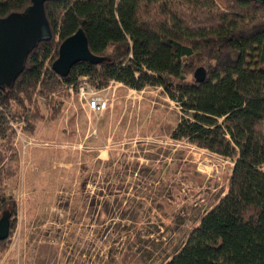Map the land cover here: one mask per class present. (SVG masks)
I'll list each match as a JSON object with an SVG mask.
<instances>
[{
	"label": "trees",
	"instance_id": "trees-1",
	"mask_svg": "<svg viewBox=\"0 0 264 264\" xmlns=\"http://www.w3.org/2000/svg\"><path fill=\"white\" fill-rule=\"evenodd\" d=\"M31 0H0V19L23 14ZM52 40L39 44L11 87H0V140L13 161L11 121L29 132L55 117L63 93L86 78L95 88L121 83L161 88L184 116L171 134L233 161L227 194L166 264H264V4L244 0H61L45 4ZM83 30L99 65L76 64L67 78L52 69L62 43ZM206 71L198 82L195 73ZM37 97L35 100L34 97ZM59 96V98H55ZM35 108V109H34ZM2 153V152H0ZM0 154V218L17 202L3 195L13 175ZM4 244L1 242L0 245Z\"/></svg>",
	"mask_w": 264,
	"mask_h": 264
},
{
	"label": "rangeland",
	"instance_id": "rangeland-1",
	"mask_svg": "<svg viewBox=\"0 0 264 264\" xmlns=\"http://www.w3.org/2000/svg\"><path fill=\"white\" fill-rule=\"evenodd\" d=\"M107 88L105 112L63 93L55 117L37 100L34 132L10 122L18 210L0 264H166L227 194L233 161L171 138L184 114L161 88Z\"/></svg>",
	"mask_w": 264,
	"mask_h": 264
},
{
	"label": "water",
	"instance_id": "water-1",
	"mask_svg": "<svg viewBox=\"0 0 264 264\" xmlns=\"http://www.w3.org/2000/svg\"><path fill=\"white\" fill-rule=\"evenodd\" d=\"M61 0H31L32 5L23 14H13L0 19V87H11L25 69L30 53L41 43L50 42L52 33L46 16L45 4ZM264 4V0H244ZM104 58L93 55L83 30L65 40L59 49V57L53 63V71L67 78L78 63L99 65ZM198 82L206 79V71L195 73ZM11 214L3 213L0 218V243L10 237Z\"/></svg>",
	"mask_w": 264,
	"mask_h": 264
},
{
	"label": "built area",
	"instance_id": "built-area-1",
	"mask_svg": "<svg viewBox=\"0 0 264 264\" xmlns=\"http://www.w3.org/2000/svg\"><path fill=\"white\" fill-rule=\"evenodd\" d=\"M69 91L73 97L78 99L83 109L89 113H102L112 106V101L110 103L108 98L109 89L99 90L88 83L86 78L83 79L77 89L70 88Z\"/></svg>",
	"mask_w": 264,
	"mask_h": 264
},
{
	"label": "crops",
	"instance_id": "crops-1",
	"mask_svg": "<svg viewBox=\"0 0 264 264\" xmlns=\"http://www.w3.org/2000/svg\"><path fill=\"white\" fill-rule=\"evenodd\" d=\"M118 86H123V84H121V83H116Z\"/></svg>",
	"mask_w": 264,
	"mask_h": 264
}]
</instances>
